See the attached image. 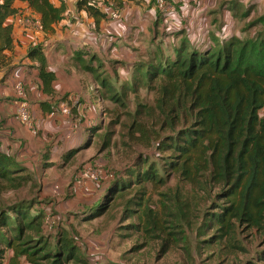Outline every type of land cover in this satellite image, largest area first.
Masks as SVG:
<instances>
[{"label":"rangeland","instance_id":"rangeland-1","mask_svg":"<svg viewBox=\"0 0 264 264\" xmlns=\"http://www.w3.org/2000/svg\"><path fill=\"white\" fill-rule=\"evenodd\" d=\"M222 10L202 31L184 30L183 36L196 42V35L219 47L221 35L230 31L232 38L245 40L263 33L264 10L255 14V7L247 14L237 10L236 19L227 24ZM104 28L111 34L101 29L103 36H98L96 44L81 47L85 39L72 36L77 37L72 42L78 48L53 59L58 74L54 104L61 126L52 139L39 136L40 152L26 159L31 166L20 173L29 175L28 179L0 177V211L21 202H35L44 209L43 232H33V236L54 243L58 234H66L80 255L66 264H264V258L258 259L264 253L263 236L238 228L233 235L220 238L209 223L210 214L217 211L219 187L207 182L208 174L201 184H191L168 166L173 152L161 145L185 128V123L176 120L169 126L167 113L175 101L170 90H164L168 81L149 79L145 69L137 72L134 66L174 57L175 38L151 40L149 48L140 49L127 36L116 39L106 23ZM77 49L84 52L85 63L96 52L106 65L95 66V71L84 69L76 59ZM101 77L118 89V100L97 82ZM65 155H71L66 162ZM88 164L97 165L96 178L87 182L90 191L78 197L73 189ZM153 168L156 181L145 176ZM115 178L125 182L122 192L111 189ZM142 198L146 202L143 212L137 204ZM148 207L156 219L146 214ZM3 264L31 263L8 250Z\"/></svg>","mask_w":264,"mask_h":264},{"label":"trees","instance_id":"trees-1","mask_svg":"<svg viewBox=\"0 0 264 264\" xmlns=\"http://www.w3.org/2000/svg\"><path fill=\"white\" fill-rule=\"evenodd\" d=\"M22 3L40 15L46 34L55 33L56 25L68 11L67 4L57 5L52 0H0V67L9 64L6 52L14 47L15 22L8 23V19L27 14L22 11ZM77 9L87 11L98 26L107 17L95 0H78ZM184 32H173V44H177L174 57L134 66L137 72L145 69L144 76L149 79L168 81L164 90H170L175 101L167 113L169 126L173 127L176 120L185 123V128L175 131L161 145L173 152L168 166L191 184H201L208 174L207 182L219 187L214 207L217 211L210 214L209 223L220 238L233 235L238 228L244 232L254 230L264 237V30L247 40L224 33L219 47L195 42L188 35L183 36ZM216 36L214 42L220 34ZM81 49H77L76 59L83 62L84 69L95 71V66L106 65L96 52L85 63ZM46 52L47 44L36 43L29 46L28 57L37 61L44 91L51 94L56 74L49 70ZM112 73L113 70L110 77ZM97 82L113 99H119L118 89L112 87L108 78L101 77ZM42 109L50 111L54 107L42 104ZM70 157L65 155L64 162ZM145 162L144 159L142 163ZM27 168L14 155L0 150L2 179L9 181L16 175L28 179L29 175L20 174ZM140 175L137 171L139 182ZM145 176L156 181V169L148 170ZM125 188L122 179L111 182L113 191L122 192ZM73 190L79 192L75 187ZM141 200L137 204L143 212L146 202L145 198ZM151 212L148 207L149 217ZM45 218L46 211L36 207L35 202L1 209L0 264L8 250L14 252L15 258L26 256L31 264H66L80 259L76 245L64 233L58 234L54 243L42 239L44 236H33V232H43ZM261 258L264 253L259 255Z\"/></svg>","mask_w":264,"mask_h":264},{"label":"crops","instance_id":"crops-1","mask_svg":"<svg viewBox=\"0 0 264 264\" xmlns=\"http://www.w3.org/2000/svg\"><path fill=\"white\" fill-rule=\"evenodd\" d=\"M52 1L57 5L61 3V0ZM95 1L107 14L106 19L101 21L99 26L87 11L77 9L78 0L68 1L66 17L56 25V31L53 34L40 32L34 27L24 29L23 25L17 22L18 19L14 17L8 19V23L14 24L15 22L14 47L6 52L9 64L0 67V150L16 152L17 160L27 167L31 166L27 158L32 154L38 155L40 152L37 151V145L40 142L39 136L44 135L42 137L45 138L47 135L49 139H52L61 126V120L57 119L54 104L58 74L52 67V61L60 54H68L70 48H78L75 47L76 43L72 42V39L77 37L85 39L80 44L81 47L88 43L96 44L98 36L102 35L101 29L111 34V31L104 28L106 23L112 28L113 34H116V39L127 36L136 44V47L140 46L142 47L140 49H143L149 48L151 40H154L155 43L162 39L164 41L171 39L172 41L175 38L173 32L177 29H181V32L186 30L188 33L202 31L201 27L204 25L207 27L208 22L214 20L216 11L220 8H223V22L226 24L227 20L230 19L233 22L236 19L237 10H242L244 14H247L251 7L256 8L253 14L257 11L262 13L264 10L263 0H170L176 8L172 14L162 13L157 0ZM106 2L107 4H105ZM115 3L118 5L117 7H115ZM20 5L22 11L40 18V15L31 10L27 3ZM112 10L121 14L120 19L116 20L111 17ZM241 21H244V18ZM253 25L256 26V24ZM77 34V37H72ZM230 34L233 32L230 31ZM195 37L197 41H205L202 37L198 38L196 35ZM36 43L47 44L48 67L56 74L51 94L44 91L37 61L28 57L29 46ZM72 55L74 56V53ZM18 84L23 85L24 95L18 93L16 89ZM24 102L27 103L33 117L36 133L18 116ZM42 104L53 106L54 109L44 111ZM76 194L78 197H83L81 190Z\"/></svg>","mask_w":264,"mask_h":264},{"label":"built area","instance_id":"built-area-1","mask_svg":"<svg viewBox=\"0 0 264 264\" xmlns=\"http://www.w3.org/2000/svg\"><path fill=\"white\" fill-rule=\"evenodd\" d=\"M68 1L69 0H61V2L64 4H67ZM157 4H158L160 11L164 14H172L176 10L175 5L172 2H170V0H157ZM110 15L113 19H116V20L120 19L121 17V14L116 10H112ZM17 22L23 25L24 29H27L29 27H34L38 31L44 32L41 19L34 16L31 13H27L23 16H20ZM16 89L20 95H24L25 92H24V87L22 84H18ZM18 116L20 117V119H22L24 123L30 125V129H32V131L36 130L34 127L33 117L31 115V112L29 110L27 103L25 102L23 103L22 107L19 110ZM96 167L97 165L93 166L91 164H88L84 167L82 174L78 176L77 183H75V188L77 190H81V191L89 190L87 187L88 186L87 182L95 180L96 171H97Z\"/></svg>","mask_w":264,"mask_h":264}]
</instances>
